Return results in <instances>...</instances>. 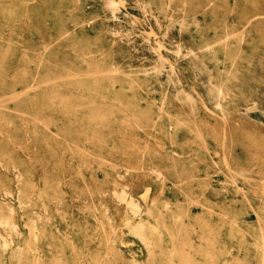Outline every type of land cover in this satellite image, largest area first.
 I'll return each instance as SVG.
<instances>
[{
    "label": "rangeland",
    "instance_id": "rangeland-1",
    "mask_svg": "<svg viewBox=\"0 0 264 264\" xmlns=\"http://www.w3.org/2000/svg\"><path fill=\"white\" fill-rule=\"evenodd\" d=\"M116 1L0 0V264H264V0Z\"/></svg>",
    "mask_w": 264,
    "mask_h": 264
},
{
    "label": "bare ground",
    "instance_id": "bare-ground-1",
    "mask_svg": "<svg viewBox=\"0 0 264 264\" xmlns=\"http://www.w3.org/2000/svg\"><path fill=\"white\" fill-rule=\"evenodd\" d=\"M109 1L111 2V0H109ZM117 1L120 2V0H117ZM117 1H116V2H117ZM123 1H124V0H123ZM123 1H121V2L123 3ZM113 2H114V1H113ZM183 2H184V1H183ZM107 3H108V2H107ZM122 3H121V4H122ZM108 4H109V3H108ZM122 5H123V4H122ZM117 6H118V5H117ZM111 7H112V6H111ZM111 7H110V8H111ZM118 7H119V6H118ZM118 7H114V8H118ZM142 7H144V6H142ZM110 8H109V9H110ZM114 8L112 7L111 9L114 10ZM141 9H143V8H141ZM144 9H145V7H144ZM113 10H112V12H113ZM115 11H117V10L115 9ZM114 13H115V12H114ZM116 17H117V16H116ZM113 18H114V16H113ZM144 22H145V21H144ZM143 31H144V30H143ZM148 31H149V30H148ZM150 31H151V29H150ZM152 31H154V30H152ZM146 32H147V31H146ZM164 33H165V32H164ZM164 33H163V34H164ZM152 34H153V33H152ZM158 34H159V33H158ZM149 36H150V35H149ZM157 36H158V35H157ZM165 36H166V35H165ZM165 36H164V37H165ZM142 37H143V36H142ZM150 37H151V36H150ZM161 37H162V36H161ZM143 38H144V40H145V37H143ZM146 39H148V38H146ZM155 39H156V38H155ZM223 39H224V38H223ZM152 40H153V39H152ZM158 40H159V39H158ZM163 40H164V39H163ZM147 41H148V40H147ZM156 41H157V40H156ZM156 41H155V42H156ZM151 42H152V41H151ZM153 42H154V41H153ZM160 42H161V41H160ZM162 42H163V41H162ZM147 43H148V42H147ZM164 43H165V42H164ZM165 44H166V43H165ZM159 45H160V44H159ZM150 46H151V45H150ZM161 46H163V45H161ZM153 47H154V46H153ZM155 47L157 48V46H155ZM205 47H206V46H205ZM168 48H169V47H168ZM168 48H167V50H168ZM176 48H177V47H176ZM176 48H175V49H176ZM152 49L154 50V48H152ZM177 49H178V48H177ZM177 49H176V50H177ZM153 50H152V51H153ZM157 50H158V49H157ZM159 50H160V48H159ZM190 50H191V49H190ZM159 52H160V51H159ZM174 52H176V51H174ZM178 52L181 54L180 51H177V53H178ZM192 52H196V51H192ZM161 53H162V52H161ZM161 53H160V54H161ZM189 53H190V51H189ZM154 54H155V52H154ZM160 54H159V55H160ZM175 54H176V53H175ZM184 54H186V53H184ZM193 54H194V53H193ZM156 55H157V54H155V56H156ZM186 55H187V54H186ZM186 55H185V56H186ZM150 56H151V54H150ZM192 56H193V55H192ZM154 58H155V57H154ZM158 58L160 59V57H158ZM164 58H165V57H164ZM155 59H156V58H155ZM164 60H165V59H164ZM154 61H155V60H154ZM156 61H157V60H156ZM162 61H163V57H162ZM158 63H159V62H158ZM162 63H163V62H162ZM162 63H161V61H160V64H162ZM166 63H167V61H166ZM154 64H156V63H154ZM152 66H153V64H152ZM152 66H151V67H152ZM170 66H171V65H170ZM160 67H161V66H160ZM172 67H173V66H172ZM172 67H171V68H172ZM153 68H154V67H153ZM162 68H163V67H162ZM164 68H165V65H164ZM168 68H169V65H168ZM151 69H152V68H151ZM145 70H146V71H145ZM145 70H144V71L147 72V69H145ZM158 70H160V69L158 68ZM162 70H163V69H162ZM116 71H117V70H116ZM152 71H154V70H152ZM170 71H171V70H170ZM108 72H109V71H108ZM111 72H115V71H114V70H113V71L111 70ZM148 72H150V71H148ZM163 72H164V71H163ZM163 72H162V73H163ZM143 73H144V72H143ZM162 73H161V75H162ZM154 74H155V73H154ZM156 74H157V73H156ZM171 74H172V73H171ZM145 75H147V74L145 73ZM173 75H174V74H173ZM171 76H172V75H171ZM147 77H148V76H147ZM147 77H146V78H147ZM169 77H170V75H169ZM169 77H168V78H169ZM166 78H167V76H166ZM170 78H171V77H170ZM172 78H173V77H172ZM147 79H148V78H147ZM168 80H170V79H168ZM173 80H174V79H173ZM146 81H148V80H146ZM168 82H169V81H168ZM162 88H163V87H162ZM163 90L165 91L164 88H163ZM218 92H219V91H218ZM163 93H164V92H163ZM216 93H217V92H216ZM217 94H218V93H217ZM164 96H165V94H164ZM218 96H219V95H218ZM190 97H191V96H190ZM190 97H189V98H190ZM185 98H187V97H185ZM190 99H191V98H190ZM186 100H187V99H186ZM162 101H163V100H162ZM190 102H191V101H190ZM219 103H220V102H219V100H218V104H219ZM192 104L194 105V103H192ZM219 105H220V104H219ZM215 106H216V105H215ZM218 108H219V107H218ZM44 126H45V125H44ZM12 167H13V165H12ZM16 171H17V169H16ZM16 190H18V189H16ZM122 194H123V193H121V195H122ZM90 197H91V196H90ZM124 197H125V196H124ZM124 197H123V198H124ZM124 199H125V198H124ZM124 199H123V201H124ZM128 200H129V199H128ZM130 200H131V199H130ZM125 201H126V200H125ZM132 201H133V200H132ZM132 201H131V202H132ZM131 202H130V203H131ZM124 203H125V202H124ZM133 203H135V202L133 201ZM126 204H127V203H126ZM137 204H138V203H137ZM129 206H130V204H129ZM131 206H132V205H131ZM131 206H130V207H131ZM138 206H139V205H138ZM130 207H129V208H130ZM132 208H133V207H132ZM138 210H139V208H138ZM136 211H137V210H136ZM131 212H132V211H131ZM133 213H134V212H133ZM134 214H135V213H134ZM5 221H6V220H5ZM151 225H152V224H151ZM139 226H140L139 229H141L142 225L140 224ZM153 227H154V226H153ZM154 230H155V228H154ZM136 232H137V231H136ZM141 233H142V232H141ZM136 234H139V233H136ZM141 235H142V234H140L139 236H141ZM139 236H138V237H139ZM262 236H263V235H262ZM143 237H144V236H143ZM263 237H264V236H263ZM34 238H35V237H34ZM145 239H146V238H145ZM145 239H144V240H145ZM262 240H263V238H262ZM141 241H142V240H141ZM146 241H147V240H146ZM149 241H150V240H149ZM263 241H264V240H263ZM3 242H4V241H3ZM149 243H150V242H149ZM262 243H263V242H262ZM3 245H4V244H2V246H3ZM150 245H151V243H150ZM0 246H1V245H0ZM5 246H6V245H5ZM148 246H149V245H148ZM153 246H154V244H153ZM255 246H256V245H255ZM4 248H5V247H4ZM263 248H264V246H263ZM263 248H262V250H263ZM150 251H151V250H150ZM262 252H263V251H262ZM262 256H264V255H262ZM263 261H264V260H262L261 263H263Z\"/></svg>",
    "mask_w": 264,
    "mask_h": 264
}]
</instances>
